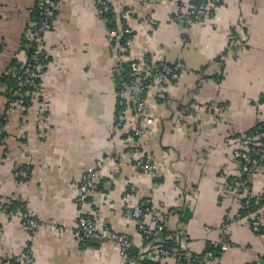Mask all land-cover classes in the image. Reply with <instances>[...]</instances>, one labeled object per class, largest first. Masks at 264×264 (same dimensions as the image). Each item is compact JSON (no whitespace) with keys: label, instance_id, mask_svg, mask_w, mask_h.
<instances>
[{"label":"crops","instance_id":"1","mask_svg":"<svg viewBox=\"0 0 264 264\" xmlns=\"http://www.w3.org/2000/svg\"><path fill=\"white\" fill-rule=\"evenodd\" d=\"M112 2L115 15L133 31L131 55L180 60L185 69L179 79L160 81L149 91L153 135L138 148L129 146L128 137L113 131L120 77L107 25L93 0L60 2L43 37L49 60L39 77L41 90L27 107H17L8 106L0 89V115L7 116L0 152V259L29 244L33 264H125L114 242L78 241L74 226L77 212L91 214L99 228L126 234L139 250L143 237L124 201L130 187L133 204L152 200L171 214L159 240L180 229L188 246L203 253L210 242L225 238L215 258L201 264L256 261L264 256V237L222 193L237 173L231 155L240 135L264 119V0H223L203 24L185 30L173 20L181 0ZM36 3L0 0V79L26 61L20 44ZM136 151L151 157L155 176L135 166ZM258 163L249 182L264 196V160ZM27 165L30 175L23 179L16 170ZM86 168L106 176L79 209L74 199ZM30 212L43 222L34 233L21 222Z\"/></svg>","mask_w":264,"mask_h":264},{"label":"built area","instance_id":"2","mask_svg":"<svg viewBox=\"0 0 264 264\" xmlns=\"http://www.w3.org/2000/svg\"><path fill=\"white\" fill-rule=\"evenodd\" d=\"M61 1L37 0L35 6L37 18L30 21L24 41L20 44L23 50L32 47V53L27 54L25 63L19 68L22 71L11 68L17 87L12 94L15 98L10 102L13 106L27 107V99L41 90L39 77L49 60V52L43 43V37L53 28ZM132 1L134 4L144 2V0ZM198 1L200 0H181V4L178 3L181 8L173 14V20L181 26V29L203 24L211 15L212 9L223 2V0H208L207 4H199ZM93 3L99 17L106 25L109 15L113 17L115 26L107 27L108 43L118 57L119 77L122 75L126 77V79L118 78L116 83L113 131L121 132L129 138L131 143L129 146L138 148V144L143 139H151L153 135L151 127L153 121L146 114L147 94L159 81L179 79L185 65L180 60L166 62L157 59L151 61L136 59L130 52L133 31L131 27L118 19V15H115L112 0H93ZM126 67H128L127 71ZM0 89L4 91L5 86H0ZM44 110L45 107H41V112ZM5 124L6 121L0 122V152L5 142ZM260 124L264 126V119H258L252 133L241 134L232 150L231 158L237 164V173L226 181L222 197L231 204L238 203L239 209H254L242 215L241 218H246L250 229L255 234L264 237V196L262 193H256L249 182L251 174L259 166L258 161L264 160V130ZM134 163L142 173L151 177L156 175L155 163L143 152H135ZM25 167L16 170V174L23 179H27L30 175L29 165ZM105 176V173L97 168H86L83 171L74 199L79 209L85 199L97 190ZM132 198L131 188L128 187L124 194V201L127 208L129 207L127 216L135 222L144 241L136 256L131 254L133 241L129 236L118 233L107 225L99 228L95 216L81 211L77 212L74 226L77 240L86 241L96 237L110 240L117 245L118 254L125 264H143L145 260H153L156 264H168L170 258L174 260V264H201L205 259L215 258V250L227 244L226 239L223 238L219 242H210L203 253H197L188 246L184 231L180 229L166 239L159 240L158 235L164 229L171 214L162 211L152 200L146 205L133 204ZM21 222L28 233H34L43 225L34 212L24 215ZM48 227L57 228L54 223H49ZM206 229L209 231L208 227ZM33 262L34 257L29 244H26L15 256L0 259V264H33ZM249 264H264V256Z\"/></svg>","mask_w":264,"mask_h":264},{"label":"trees","instance_id":"3","mask_svg":"<svg viewBox=\"0 0 264 264\" xmlns=\"http://www.w3.org/2000/svg\"><path fill=\"white\" fill-rule=\"evenodd\" d=\"M36 6V5H35ZM35 6H34V9H33V11H32V14H33V18L34 19H36L37 18V14L35 13ZM113 17H112V15H109V21H108V23H107V27L108 28H112V27H114L115 26V22H114V20L112 19ZM25 51H26V53L28 54V55H30L31 53H32V47H29L28 49H25ZM22 65H20V66H16V71H22V70H19V68L21 67ZM128 70V67H126V71ZM119 77V76H118ZM120 78H123V79H126V77H123V75L122 76H120ZM0 82L2 83V84H4V86H5V92L4 93H2V94H4L6 97H7V99H8V102H7V104H8V106L11 104L10 102L15 98L12 94H13V92H14V90H16L17 89V87H16V84H15V81H14V76H13V74H12V72L10 71V72H7V73H5V74H3L2 75V77H1V79H0ZM160 82V81H159ZM161 82H163V81H161ZM164 83V82H163ZM6 119V114L5 115H0V122H2V123H5V120ZM261 125V124H260ZM262 126V125H261ZM254 129V128H253ZM262 130H264V126H262ZM254 130H251L250 132L252 133ZM250 132H248V133H250ZM261 203V202H260ZM255 207V206H254ZM252 210H254V209H242V208H240L239 210H238V215L240 216V217H242V215H244L245 213H247V212H249V211H252ZM163 230L164 229H162L161 231H160V233H163ZM168 244V243H167ZM137 253H138V250H136V249H134V248H132V250H131V254L133 255V256H136L137 255ZM2 259V258H1Z\"/></svg>","mask_w":264,"mask_h":264}]
</instances>
